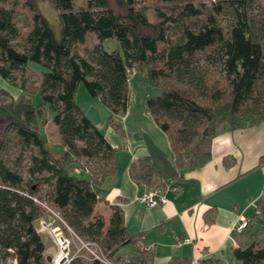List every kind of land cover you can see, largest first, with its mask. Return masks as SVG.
<instances>
[{
  "label": "trees",
  "instance_id": "trees-1",
  "mask_svg": "<svg viewBox=\"0 0 264 264\" xmlns=\"http://www.w3.org/2000/svg\"><path fill=\"white\" fill-rule=\"evenodd\" d=\"M110 1L50 0L59 25L56 38L28 0H0V77L22 91L14 102L0 89L7 99L0 103L1 264H48L33 227L37 218L50 215L48 209L114 263L126 255L130 264L151 260V250L137 246L140 238L126 233L118 206L109 207L106 227L92 215L103 199L102 182L113 173L115 149L77 106L78 85L109 110L108 124L117 133L122 132L119 120L127 109L131 71L142 85L155 88V95L145 97L144 110L168 139L173 180L210 159V142L220 129L264 123V0H210L209 7L198 0H152L180 6L174 15L157 9L152 23L145 8L135 9L136 0H112L123 13L114 12ZM20 5L31 14L30 28L16 42L14 12ZM172 29L178 32L173 39ZM88 34L97 44L81 54L77 47ZM106 39L117 45L104 50ZM28 62L42 67L38 78L25 75ZM36 89L40 103L33 106L27 95ZM44 108L52 112L63 147L58 157L50 154L40 130L46 123ZM25 148L27 176L20 166ZM230 163L223 158L224 166ZM129 174L139 183L154 179L163 185L148 156L132 162ZM263 204L264 192L255 203L259 215ZM124 248L128 252H120ZM232 256L236 264H264V237L232 250ZM200 264L217 262L209 258Z\"/></svg>",
  "mask_w": 264,
  "mask_h": 264
},
{
  "label": "crops",
  "instance_id": "crops-1",
  "mask_svg": "<svg viewBox=\"0 0 264 264\" xmlns=\"http://www.w3.org/2000/svg\"><path fill=\"white\" fill-rule=\"evenodd\" d=\"M127 86V109L119 120L121 133L108 124L110 112L105 106L98 105L99 116L95 121L87 116L115 149L113 173L103 180V199L95 204L92 215L100 216L106 227L109 207L118 206L126 233L140 238L137 246L152 245L148 264H185L193 256L202 260L212 258L217 264H236L232 250L245 248L264 237V212L253 216L252 204L264 192V123L220 129L211 139L210 159L197 169L183 170L180 178L173 180L168 139L144 110V99L151 96L150 92L147 93V86L142 85L136 72L129 75ZM47 146L57 152L53 157L62 153L60 141ZM146 156L153 160L162 176L164 204L144 206L136 201L143 183L130 177L129 167ZM224 157L232 159V163L224 166ZM238 214L249 217L251 222L236 237L230 235V228ZM259 218V229L251 233L253 220ZM39 236L45 257H51L52 242L45 234ZM6 264L14 262L8 260Z\"/></svg>",
  "mask_w": 264,
  "mask_h": 264
},
{
  "label": "rangeland",
  "instance_id": "rangeland-1",
  "mask_svg": "<svg viewBox=\"0 0 264 264\" xmlns=\"http://www.w3.org/2000/svg\"><path fill=\"white\" fill-rule=\"evenodd\" d=\"M10 1H17L19 3L21 2V0H10ZM28 2L35 9H37L38 14L44 17L49 28L52 31V34L56 38H58L59 37V25L57 21V15L50 3V0H28ZM198 3H200L204 7H209L211 1L210 0H198ZM109 5L114 12L123 13V9L119 8L115 4V2H113L112 0L109 2ZM178 7L180 6H174L173 4H163V3L156 5L152 2V0H136L135 9L145 8L146 19L148 22L152 23L156 20L155 12L157 9H159L160 12H164V13L166 12L167 14L174 15ZM30 17H31V14L24 6L20 5L16 8L14 12V23L19 33V36L16 38V42H20L21 36L26 35V33L28 32L30 28ZM168 34L170 38L173 39L174 37L178 35V32L172 29L168 31ZM96 44H97V40L95 36L92 34H88L85 37L84 43L79 44L77 49L79 50L81 54L82 53L85 54V51H87V49H90L92 46ZM116 45H117L116 41L112 39H106L102 42V47L104 48V50H107V51L113 49ZM18 47H20V44L18 45ZM24 69H25L24 71L25 75H29V79L33 77L38 78L40 76V72L42 71V67L39 64L32 63V62H28L26 66L24 67ZM17 74L19 75V72H17ZM131 87L132 85L130 84V88ZM0 89L6 91L14 102H17L22 96V91L19 89L17 85L12 84L8 82L7 80L2 79L1 77H0ZM146 90H147V93L150 92L151 96L155 95L156 93V89L151 86H147ZM27 97L29 98L33 106H36L40 103L39 91L37 89L31 93H28ZM6 101L7 99L5 96H0V103H4ZM75 102L77 106L80 108V110L86 116H89L90 119H92V121H95L97 119V116H99L97 115L98 105L102 107L104 106L101 104L98 98L90 97L87 94L82 84L78 85V87L76 88ZM43 114H44L46 123L40 126L41 128L40 130H41L42 136L46 140V146H47V144H52L56 141H59V136H58V133H57V130L54 124L51 122L52 112L48 108H44ZM47 148L52 156L56 155L57 152H53L51 146H47ZM28 158H29V150L25 148L23 149V155L21 157V162H20V166H21L24 176H27L25 173V170L28 165ZM144 184L146 186H161L159 185V182H156L154 179H150ZM263 212H264V204H263L262 213ZM246 219H250V218L247 217ZM260 223H261V218L257 220L256 219L253 220V226H251L249 229L251 230V233L259 229ZM83 257L84 258L80 260L81 263L88 264L90 262L89 260H87L88 254L84 253Z\"/></svg>",
  "mask_w": 264,
  "mask_h": 264
},
{
  "label": "built area",
  "instance_id": "built-area-1",
  "mask_svg": "<svg viewBox=\"0 0 264 264\" xmlns=\"http://www.w3.org/2000/svg\"><path fill=\"white\" fill-rule=\"evenodd\" d=\"M133 71H131V74ZM81 169L74 168V173H79ZM83 172H87L86 168ZM174 189V188H173ZM136 201L144 206H153L156 204H164L166 198L163 191V186H146L143 184L141 193L137 196ZM254 214L259 215V211L255 209ZM51 218L39 217L36 221L34 228L37 234H45L49 237L54 247V253L50 257L48 264H71L74 260H81L84 253L88 254L90 262H96L97 264H130V258L126 257L119 260L117 263L112 262L100 250L97 244L92 242H82L76 237L69 228H67L63 221L51 210L48 209ZM56 221H59L64 228V231L57 225ZM249 219H246L242 214H238L236 220L230 228L231 236L241 235L249 226ZM152 245H144L142 250L150 251ZM201 258L193 256L188 264H200ZM1 264V262H0Z\"/></svg>",
  "mask_w": 264,
  "mask_h": 264
},
{
  "label": "water",
  "instance_id": "water-1",
  "mask_svg": "<svg viewBox=\"0 0 264 264\" xmlns=\"http://www.w3.org/2000/svg\"><path fill=\"white\" fill-rule=\"evenodd\" d=\"M50 257H45V262L49 263Z\"/></svg>",
  "mask_w": 264,
  "mask_h": 264
}]
</instances>
